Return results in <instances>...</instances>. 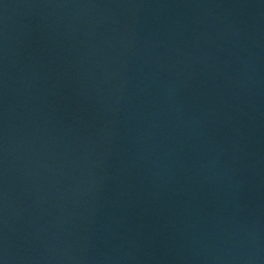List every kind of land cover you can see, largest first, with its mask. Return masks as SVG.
I'll use <instances>...</instances> for the list:
<instances>
[{
  "label": "water",
  "instance_id": "95a60500",
  "mask_svg": "<svg viewBox=\"0 0 264 264\" xmlns=\"http://www.w3.org/2000/svg\"><path fill=\"white\" fill-rule=\"evenodd\" d=\"M0 264H264V0H0Z\"/></svg>",
  "mask_w": 264,
  "mask_h": 264
}]
</instances>
